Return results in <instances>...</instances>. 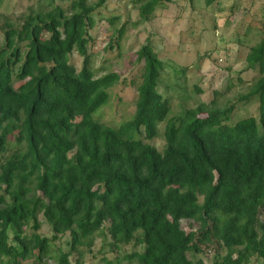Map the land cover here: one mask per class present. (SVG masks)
Instances as JSON below:
<instances>
[{
  "label": "trees",
  "instance_id": "obj_1",
  "mask_svg": "<svg viewBox=\"0 0 264 264\" xmlns=\"http://www.w3.org/2000/svg\"><path fill=\"white\" fill-rule=\"evenodd\" d=\"M64 1L0 15V264H205L207 252L209 264H264V16L245 58L256 78L235 103L219 106L216 92L171 115L147 39L134 113L112 125L100 114L124 82L96 76L92 32L108 25L113 54L129 22L96 23L107 0ZM161 1L130 0L132 26ZM252 101L258 116H237Z\"/></svg>",
  "mask_w": 264,
  "mask_h": 264
},
{
  "label": "rangeland",
  "instance_id": "obj_2",
  "mask_svg": "<svg viewBox=\"0 0 264 264\" xmlns=\"http://www.w3.org/2000/svg\"><path fill=\"white\" fill-rule=\"evenodd\" d=\"M129 1L107 0L95 16L96 23L100 16H119L117 28L126 20L129 22L119 42L121 56L117 55L119 51L113 54L105 52L112 34L107 24L100 22L92 32L96 39L92 49L96 53V76L116 72L124 82L111 90L110 101L100 114L102 122L117 125L133 115L136 87L140 83L143 65L135 62V54L147 39L165 66L158 92L169 101L171 115H176L181 109L209 103L216 92L219 95L217 103L222 106L235 103L239 96L249 91L256 74L245 70V58L260 39L257 25L264 16V0H217L209 7L204 0H162L151 20L136 26L132 23L139 21L138 10ZM38 2L46 5L48 0H0V15L16 17ZM95 2L90 0V3ZM56 4L64 6L66 1L56 0ZM205 53H210V57H204ZM74 60L79 66L80 60L76 55ZM196 88L201 92L196 93ZM239 108L237 116H258L254 101ZM162 131L163 125L154 142L158 150L163 146ZM181 227L185 232L195 229V225L187 221L182 222ZM40 233H48L46 225ZM101 245V241L96 240L95 255ZM212 258L213 253L207 252L202 259L209 264ZM90 261L85 258L83 264H98Z\"/></svg>",
  "mask_w": 264,
  "mask_h": 264
}]
</instances>
